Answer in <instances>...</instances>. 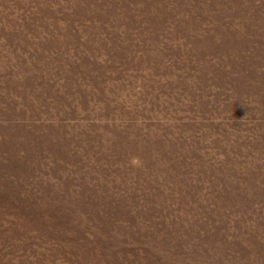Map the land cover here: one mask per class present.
<instances>
[{
	"label": "rangeland",
	"instance_id": "rangeland-1",
	"mask_svg": "<svg viewBox=\"0 0 264 264\" xmlns=\"http://www.w3.org/2000/svg\"><path fill=\"white\" fill-rule=\"evenodd\" d=\"M0 264H264V0H0Z\"/></svg>",
	"mask_w": 264,
	"mask_h": 264
}]
</instances>
